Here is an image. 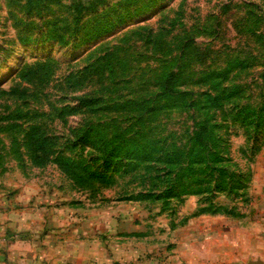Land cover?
Here are the masks:
<instances>
[{
    "label": "rangeland",
    "instance_id": "rangeland-1",
    "mask_svg": "<svg viewBox=\"0 0 264 264\" xmlns=\"http://www.w3.org/2000/svg\"><path fill=\"white\" fill-rule=\"evenodd\" d=\"M67 231L264 262V0H0V264Z\"/></svg>",
    "mask_w": 264,
    "mask_h": 264
},
{
    "label": "crops",
    "instance_id": "crops-1",
    "mask_svg": "<svg viewBox=\"0 0 264 264\" xmlns=\"http://www.w3.org/2000/svg\"><path fill=\"white\" fill-rule=\"evenodd\" d=\"M55 240V244L62 245L55 264H129L131 262L127 254L121 255L122 253H120V256L111 257V253H109L105 257L103 252L101 255V241L89 235L76 236L67 231L61 237H56ZM50 261L52 258L44 259L43 264H49ZM246 264H264V262L261 259H256Z\"/></svg>",
    "mask_w": 264,
    "mask_h": 264
},
{
    "label": "trees",
    "instance_id": "trees-1",
    "mask_svg": "<svg viewBox=\"0 0 264 264\" xmlns=\"http://www.w3.org/2000/svg\"><path fill=\"white\" fill-rule=\"evenodd\" d=\"M67 171H68V169H67Z\"/></svg>",
    "mask_w": 264,
    "mask_h": 264
}]
</instances>
